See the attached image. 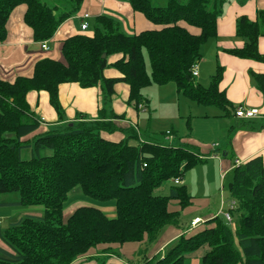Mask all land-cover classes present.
Wrapping results in <instances>:
<instances>
[{
	"label": "trees",
	"instance_id": "trees-1",
	"mask_svg": "<svg viewBox=\"0 0 264 264\" xmlns=\"http://www.w3.org/2000/svg\"><path fill=\"white\" fill-rule=\"evenodd\" d=\"M152 28L135 35L122 33L117 22L100 16L88 34L63 41V62L42 59L30 77L13 82L0 80V196L15 193L22 208L41 207V217L26 216L2 232L0 264H183L186 256L207 247L200 264H264V164L254 156L233 164L230 211L235 228L220 216L205 220L189 235L157 259L149 248L161 232L179 228L178 218L191 206L185 186L171 187L167 197L154 196L164 182L183 179L185 172L205 156L186 146L164 145L153 138L137 146L125 139L111 141L106 135L131 131L116 124L124 118L100 109L96 120L80 118L62 130L47 131L29 140L40 120L26 101L29 92H45L60 123L65 121L58 88L74 83L82 89L99 87L110 100L118 84L128 88V105L147 107L142 91L155 84L173 82L193 102L216 106L228 116L236 107L219 90L223 68L217 66L210 85L193 82L192 70L201 60L203 46L218 36L223 0H128ZM83 0H0V43L7 36L12 11L25 6L23 21L35 42L49 41L58 27L74 16ZM234 36L241 48L228 55L264 64L258 40L264 37V10L254 18L239 16ZM147 55L149 72L144 59ZM105 55V58L102 56ZM108 69L117 77H105ZM264 101V76L250 72ZM84 117V116H79ZM264 128V119L260 120ZM244 121L242 128L259 130ZM63 126V125H62ZM171 133L164 134V136ZM131 137L137 138L136 133ZM155 140V141H154ZM48 151L50 154H45ZM27 154L28 157L23 155ZM99 201H114L115 217L93 207H78L64 221V204L73 189ZM177 201L179 210H171ZM5 204L0 203V207ZM127 244L139 245L133 260L122 261L119 251ZM100 249L97 256L92 251ZM149 254V255H148ZM108 255L115 256L112 260ZM149 256V257H148ZM87 257V258H85ZM85 258V259H83Z\"/></svg>",
	"mask_w": 264,
	"mask_h": 264
},
{
	"label": "crops",
	"instance_id": "crops-1",
	"mask_svg": "<svg viewBox=\"0 0 264 264\" xmlns=\"http://www.w3.org/2000/svg\"><path fill=\"white\" fill-rule=\"evenodd\" d=\"M262 2H264V0H262ZM25 9V6L21 5L12 11L6 25V39L4 42L0 43V80L6 82H13L17 77H30L33 73L34 65L39 60L47 58L63 62L61 52L63 41L75 35L90 33L88 31L91 27L93 28L97 17L104 16L111 18L118 23L122 33L127 36H132L141 31L152 28V25L142 15L137 14L132 10L128 0H83L80 10L74 16L63 22L58 27L53 37L49 41L45 42L47 50H44L42 48V43L35 42L33 40L30 28H28L23 21ZM236 11L237 7L232 5L226 13L221 15L219 18L217 24L218 37L215 39L216 42L213 44L212 52H205V57H202L199 61L197 77L202 74L206 63V57L209 56L211 65L209 68L205 67L207 70L206 73L211 74L214 72L216 66L223 68V75L219 83V90L225 93L227 100L232 104V106L237 107L242 105L245 107L257 108L264 115V101L262 95L256 88H253L249 80L250 72L264 76V64L251 60L238 59L224 52L225 50L241 48L243 46V41L233 40L236 38L234 36L235 21L239 16H247L248 18L253 19L257 10L254 9L253 11L245 12V10L239 9V12ZM84 15H88V19L83 20ZM83 21L88 24V29L85 31H82L80 27ZM210 41H208L203 47H205L208 43H211ZM258 52L264 55V37L258 40ZM104 75L105 77L118 76V74L111 69L106 70ZM95 88L82 89L74 83L62 84L59 86L58 97L65 116V121L62 123L59 122L57 114L50 106L47 93L29 92L26 95V101L30 110L34 113L36 118L40 120V126L34 133L24 137L22 140H29L34 136L50 131L48 130L49 128H58L64 124L73 123L80 118L89 120L87 119L89 117L88 115L91 117L90 120H96L99 107L97 103L95 105L94 102L96 93ZM118 93L122 95V100H124L123 102L119 103V101H116ZM127 99V86L123 84L116 85L115 94L111 99L113 101L112 111L116 115L124 118L123 120L116 122L118 125L121 123L124 127H128L131 124L134 125L139 109L142 108L139 106L138 109L135 110L132 106L128 105ZM232 120L233 122H230V132L234 130L235 126L237 129L234 130L229 137L228 150L231 157L220 159L219 157L216 158L218 155L214 153L213 155H210L211 158H216L215 161H223L222 167H226L225 171L232 169L233 164L240 165L248 159L258 155L262 157L264 164V128L259 130L242 128L244 121H249L251 122L250 124L253 122V125L257 126L260 124L261 119L254 118L251 120H241L234 118ZM106 138L114 141L116 138H121V135L116 132L114 135H106ZM165 138H167L166 135L164 136L163 141H165ZM175 141H177V139L174 137L172 143ZM185 142L187 144L189 143L194 145L196 146L195 148L199 149L200 145L197 141L190 139L179 141L181 144ZM210 149L211 148L209 147L208 150L212 152L213 150ZM226 155L227 152L224 153V157ZM206 159L207 158L203 161H206ZM191 198L192 204L188 208H190L192 212H196L198 204L193 203L197 200H195V197ZM18 200L19 199H15L13 202L4 200L5 203L2 204L5 205L0 207V211L3 209L6 210L0 212V248H5L1 239L2 232L11 224H14V221L19 219L20 216H42L43 210L41 211L36 207L23 208L25 210H22L21 207L15 205ZM202 200L207 201L208 203L207 199ZM212 216L215 217V215ZM212 216L211 218H213ZM209 217V214L203 217L195 215L193 219L200 218L204 222ZM200 227L201 224L196 228L198 229ZM196 228L192 230L189 229L185 233H183L180 227L176 228L174 226H169L165 228L161 232L159 242L155 244L154 248L150 252H153V256L155 257L156 255H161V253L168 247L176 243L181 235H189ZM138 248L139 245L135 244H127L121 248L119 253L122 261L133 260ZM207 250V248L202 247L198 250V256L199 253H201L200 257L197 258L196 256H192L190 260L183 264H200L199 260L207 252ZM99 252L100 249L94 250L90 256L95 257ZM194 254L196 253L194 252ZM108 256L111 257L112 260H118L115 256Z\"/></svg>",
	"mask_w": 264,
	"mask_h": 264
},
{
	"label": "rangeland",
	"instance_id": "rangeland-1",
	"mask_svg": "<svg viewBox=\"0 0 264 264\" xmlns=\"http://www.w3.org/2000/svg\"><path fill=\"white\" fill-rule=\"evenodd\" d=\"M223 1L224 4L222 7V15H224L232 5L237 7L236 12H239V9H243L245 12L253 11L254 9L264 10V2H262V0ZM165 4L166 0L153 1V6L163 7ZM91 31L92 27L88 32ZM233 40L242 41L240 38H235ZM210 42L211 43H208L202 48L201 55L203 58L205 57V52H212L213 44L216 42V40H212ZM144 59L147 66V72H149V64L145 51ZM210 65V57L207 56L202 74L199 77L196 76L193 78L194 84L200 85L202 87H208L210 85L211 77L216 71L215 69V71L211 74H207L206 68H209ZM198 66L199 65L197 64V70ZM249 80L250 84L255 89L256 87L251 79V76L249 77ZM95 91V105L97 103L99 110L105 109L108 112L111 111L113 101L109 98H106V95L103 93V90L100 88V86L96 87ZM142 96L148 102L147 107L141 105L142 108L139 109L137 114V121L135 120L134 125H130V128H132L131 130L137 134V138L131 137V134H135L131 131H125L123 133L117 132V134L121 135V138H116L114 141L125 139L129 145L137 146L141 140L153 138L161 143H165L164 145H173L174 147L177 145L186 146L194 152L199 151L200 154L205 155V158H207L206 161L196 164L192 169L185 172L183 179L180 180L176 185L180 187L185 186L187 194L190 197H195V200H197L193 204H198V209L196 212H192L190 208L181 212L178 218V224L183 233H185L189 230V224L195 215L198 217H203L209 214L210 217L207 219H210L212 215H215V217L217 215L223 218L222 213L228 212V203L230 201L228 187L232 182V171L231 169L225 171L226 167H222L223 161L215 160L217 157L220 159L231 157L228 150L229 137L231 136L232 132L237 129L235 126L234 130L230 132V122H233L232 119L235 118L234 113L230 112L229 115L226 116L225 112L219 107L198 105L190 98H187L182 92H178L173 82H169L163 86L152 84L142 91ZM116 101H119V103L124 101L122 100V95L120 93H118ZM88 116L87 119L90 120L91 117L90 115ZM64 125L54 129L49 128L48 130H62L65 128ZM118 127L122 129L129 128V126H122L121 123L118 125ZM256 128L259 129L260 124H258ZM168 133L172 134L167 135V138H165V141H163L164 134ZM174 137L177 139V141L172 143ZM189 139L197 141L200 145L199 149L195 148L196 146L194 145L189 143L187 144L186 142L182 144L179 143L180 140ZM209 147L211 148L210 150H213L212 152L208 150ZM225 152H227V155L224 157ZM214 153L218 156L212 159L210 155H213ZM45 154H50V152L46 151ZM23 156L25 158L28 157L27 154H24ZM174 185L175 184L173 180L164 182L162 185L155 188L152 193L154 196L167 197L171 187ZM6 195L7 196H0V203H5L4 200L13 202L15 199H19L18 195L15 193ZM202 199H207L208 203ZM177 203V201L170 202L172 210H179ZM82 206L97 208L104 211L108 217H115L114 201H99L91 199L83 195L80 188L76 187L71 191L66 203L64 204L63 220L65 221L76 208ZM36 208L40 209L41 211L43 210L41 207ZM21 209L25 210L22 207ZM1 211L6 210L3 209ZM212 217L214 218V216ZM20 218H24V216H20ZM19 219L15 220L14 223L18 222ZM236 224L237 219L234 217L232 219V224L229 226L231 228H235ZM160 235L149 248L150 251H152L155 244L159 242ZM174 245L175 243L162 252L161 255L159 254L160 256L156 255V258L159 259L160 257L164 256ZM195 253L196 254L192 253L188 255L184 263L190 260L192 256H196L197 258L200 257L201 253H199V256L198 251ZM200 262L201 259L199 260V263Z\"/></svg>",
	"mask_w": 264,
	"mask_h": 264
},
{
	"label": "built area",
	"instance_id": "built-area-1",
	"mask_svg": "<svg viewBox=\"0 0 264 264\" xmlns=\"http://www.w3.org/2000/svg\"><path fill=\"white\" fill-rule=\"evenodd\" d=\"M88 17H89L88 15H84L83 20L88 19ZM80 27L82 31H85L88 29V24L85 21H83ZM42 48L44 50H47L45 43H42ZM191 74L193 78L197 76L198 74L197 65L193 68ZM234 116L235 118L241 120H251L254 118L264 119V115L260 112V110H258L257 108H250L245 106L236 107L234 111ZM174 184H178V181L177 180L174 181ZM235 206H236L235 201L230 200L228 203V212L222 213V216L226 220V222L231 224H232V218L230 215V211L233 210ZM202 223L203 221L200 218H195L190 222L189 229L192 230Z\"/></svg>",
	"mask_w": 264,
	"mask_h": 264
},
{
	"label": "water",
	"instance_id": "water-1",
	"mask_svg": "<svg viewBox=\"0 0 264 264\" xmlns=\"http://www.w3.org/2000/svg\"><path fill=\"white\" fill-rule=\"evenodd\" d=\"M102 58H105V55H103ZM230 188H231V186L228 187V189H230Z\"/></svg>",
	"mask_w": 264,
	"mask_h": 264
}]
</instances>
